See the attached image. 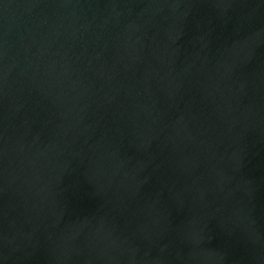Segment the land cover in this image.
<instances>
[{
    "label": "water",
    "instance_id": "water-1",
    "mask_svg": "<svg viewBox=\"0 0 264 264\" xmlns=\"http://www.w3.org/2000/svg\"><path fill=\"white\" fill-rule=\"evenodd\" d=\"M0 264H264V0H0Z\"/></svg>",
    "mask_w": 264,
    "mask_h": 264
}]
</instances>
